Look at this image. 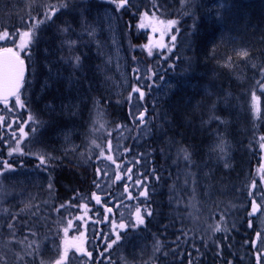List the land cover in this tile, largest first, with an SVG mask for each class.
<instances>
[{"label": "trees", "instance_id": "trees-1", "mask_svg": "<svg viewBox=\"0 0 264 264\" xmlns=\"http://www.w3.org/2000/svg\"><path fill=\"white\" fill-rule=\"evenodd\" d=\"M226 1L229 10L219 17L208 12L207 0H128L123 8H118L117 3L110 0H22L17 13L0 11V50L11 48L24 61L27 71L19 96L39 80L38 54L42 57V52L48 50L62 51L68 59L87 54L82 69L71 71L70 68L69 71L82 75L89 82L90 88L81 93L83 97L88 96V108L82 114L85 120L82 133L90 141H93L90 138L93 131L98 136L96 143L88 149L84 165L68 161H58L53 165L54 202L67 209L66 220L56 212L55 228V220L50 213L42 218L40 208L32 201L30 208L26 209L29 212L27 217L24 214L15 216L19 226L27 219L26 223L32 230H43L46 235L57 234L55 242L58 243L62 238L66 241L78 236L83 238L85 228L81 225L85 226L89 221L88 237L94 242L97 229L94 226L104 222V219H99L102 215L97 217L92 210L93 193L107 198L113 190L109 188V183L116 182L109 181L106 193L97 194L101 187L96 185L104 186L107 178H112L104 168L106 162L96 163L103 152L106 157L112 156L120 170L112 174L118 175L119 180L124 182L121 187L124 201L119 205L123 206L124 212L127 211V217L130 216L127 222H112V228L113 225L119 228L122 224L125 228L137 226L139 209L144 219V231L149 235L147 240L152 245L149 264H264V227L260 225L264 221V147H261L264 144V139H261L264 137V108L259 111L254 102L258 100L260 84L264 80V0ZM158 3L162 6L163 15L156 8ZM95 10L103 13L109 10L114 19L108 24H100L99 17L93 16ZM46 15H50L51 19H46ZM171 21L175 23L171 24ZM82 25L99 28L98 33L108 31L109 37L118 36L126 68L125 90L117 94L114 90L105 89L102 96L101 90L97 89L100 84L94 89L97 82L93 69L97 65L92 57L89 60L91 54L82 49L66 51L65 41L75 38L69 34L62 35V29ZM25 32L29 35L25 36ZM172 36L176 37L175 41H172ZM110 68L105 65L107 78L111 76ZM167 79L195 86L191 90L178 91L160 103L153 101V93ZM136 87L145 93L142 100L138 99V93H132ZM136 100L146 111L147 120L143 125L132 117L131 106ZM233 101L238 103L241 112L227 108H217V111L232 120L231 138L236 141L243 135L250 142V149L244 156L242 172L231 181L235 182L232 186L234 192L226 188L228 194L210 202L211 215L221 229L215 232L210 242L194 232L189 236L186 229L179 228L177 221L170 223L168 199L174 197L172 178L174 171L178 170L176 156L179 150L193 148L202 154L210 139L211 128L206 129V124L212 116L213 107L231 106ZM261 101L264 103L263 99ZM22 110H16L14 116L8 118L23 127V133L16 130L13 143H8L4 130L0 129V180L4 176L2 172L10 164L26 163L30 169L37 165L38 159L34 154L38 150L30 149L28 142L24 147L21 144L24 135L34 137L39 129L37 121H34L36 114L29 121L22 117ZM94 118L100 131L94 130ZM18 149H23L22 157L17 156ZM97 169L101 170L99 177ZM105 172L107 175H104ZM145 189L146 195H142ZM232 199L239 201L243 206L241 210L229 209ZM253 201L262 208L250 216ZM77 205L88 209L87 221L82 216L83 208L74 211ZM227 212L234 214L236 230H232L226 220ZM41 220L48 225L40 228L43 226ZM257 233L261 235L258 237ZM20 245L21 240L12 244L13 250L18 251ZM13 250L7 249L5 254L0 255V264H20L15 261L17 256ZM101 251L102 248L94 250L95 260L99 258L98 253L101 258ZM257 255H260L259 262ZM68 260L64 264H69ZM107 263L105 258L99 264Z\"/></svg>", "mask_w": 264, "mask_h": 264}, {"label": "rangeland", "instance_id": "rangeland-1", "mask_svg": "<svg viewBox=\"0 0 264 264\" xmlns=\"http://www.w3.org/2000/svg\"><path fill=\"white\" fill-rule=\"evenodd\" d=\"M21 1L0 0V11L9 14L17 13L20 11ZM207 1L206 7L211 16L219 17L229 10L226 0ZM76 2L78 3V1ZM156 8L161 15L164 14L160 3L157 4ZM93 16L95 18L99 17L98 23L100 24H108L114 19L109 10L106 13L95 10ZM98 29L82 25L77 28L74 27L68 32L62 31V35L69 34L75 38L71 40L75 42L71 48L68 46V42L65 41V49L67 52L72 48L74 50L82 49L90 53L89 60L92 57L95 65H97L93 69L96 73L97 82L94 89L96 90L97 85L100 84L97 89L101 90L100 94L102 96L105 95V89L114 90L118 94L120 91L125 90L126 86V68L120 47L121 42L118 41L119 39L117 40V35L109 37L108 31L102 30L98 33ZM89 30L93 31L92 36L88 35ZM86 56L87 54L84 57L80 56L79 69L84 67ZM72 60V58H66L62 51L59 53L55 50H48L42 52V57L38 54L36 63L40 65V75L36 85L29 87L25 93L19 96L20 104L16 102L14 104H0V129L4 130L9 144L15 141L16 130L23 128L21 124L16 125L18 122H15V120L8 119L14 116L16 110L23 109L22 113L26 115L23 114L22 117L25 116L29 121L36 117L34 121H37L39 126L36 135H34L35 138L31 135H24L21 141L23 147L28 142L27 145L30 146V149L33 148V151L38 150L34 154L38 159L36 167L27 168L26 163H17L15 166L10 164V167H6L2 172L4 176L0 180V255L5 254L7 249L13 250L12 244H17L21 240L20 249L16 252L13 250L17 256L15 261H19L20 264H37L35 261H40L39 264H58V261L60 264H64L68 260L67 255L70 252H73L74 255L69 258V264L85 263L81 259L84 254L82 247L85 243L82 237L78 236L74 240H67L68 242L66 238H62L56 243L57 234L48 233L46 235L43 230L41 232L32 230L30 224L26 223L27 219L24 220L25 224L21 222L19 226V220L15 217H20L21 214L27 217L29 212L26 209L32 204V201L38 209L40 208L42 218L49 210L52 209L51 212H54L56 189L52 187L51 183L55 173V171L52 172L53 165L58 161L84 165L87 161L88 149L98 139L95 131H93V135L90 133V138L93 141L87 139L86 134L82 133L85 126L82 114L87 111L88 96L86 94L83 97L81 93L83 90L90 88V85L87 79L84 80L81 77L82 75H75L69 71L70 68L71 71L74 70ZM105 65L111 67L109 69L111 76L108 78L104 74ZM261 84H264V80ZM194 86L193 83H175L167 79L153 93V101L160 103L169 99L174 93L181 90H191ZM47 90H49V93H47ZM257 99L254 102L260 111L264 108V103L261 101L263 99L264 102V90L261 87ZM218 100L220 102V99ZM21 104L23 107H21ZM217 108L220 110L227 108L241 112L238 109L240 106L234 101L231 102V106L227 104L213 107L212 116L206 124V129L211 128V133L208 134V136L210 135L208 144L202 154L196 152L193 148H185L190 154V163L183 159V153L179 150V154L176 156L179 166L177 167L178 170L174 171V177L172 178L174 197L172 200L168 199L170 202V223L177 221L179 228L186 229L189 236L194 232L204 236L210 242L214 239L215 229L217 228V223L211 215L212 205L210 202L225 193L228 194L226 188H229L231 193L234 192L232 186L235 185V182L231 181L242 172L244 156L250 149V142L243 135H240L242 137L236 141L231 138L232 120L226 118V115L220 114ZM131 111L132 117H138L140 112H144L143 105L138 103L137 100L133 101ZM33 114H36L35 117H33ZM146 117L145 115V120H147ZM92 121L94 130L100 131L101 128L100 126L98 128L96 118ZM239 133H242V131ZM16 153L20 157H22V154L24 155L23 149H18ZM101 153L96 159V163L106 162L104 168H107L112 178L108 177L104 186L99 185L101 188L97 190L99 192L97 194L102 193L104 195L106 187H108L106 183L111 180L116 181L115 184L109 183V188L113 190L108 193L109 197L105 199L106 204L110 201L114 205L122 204L124 201L122 195L124 194L121 192V187L124 182L116 179L118 175L112 174L114 171L119 170L116 167L117 163L113 162V159H106L105 153L103 155ZM41 157L45 158L44 164L40 162ZM118 181H120V184L117 183ZM31 198L34 200H31ZM232 202L233 204L229 208L231 211H238L243 207L236 199H232ZM61 206H58L56 202V212L61 216V219L66 220L64 215L67 209ZM84 207L77 205L74 207V211L78 212L83 208L82 216L87 221L89 219L87 217L88 209ZM107 208L100 210L102 217L99 219L107 218L109 214L107 210H113L111 207ZM114 214L119 216H116L115 220H111L110 223L116 221L119 224L125 220V222L130 220V216L127 217V211L124 212L122 208L115 210ZM225 216L231 229L236 230L237 221L234 214L227 212ZM74 218L76 217L74 216ZM56 219L53 220L55 228ZM42 223L43 226L40 228L48 225L41 220L40 224ZM260 225L264 227V221ZM57 227L61 226L57 225ZM83 227L82 224L81 228ZM144 229L143 224H138L137 226L130 225L122 229L109 228L103 231L102 239L98 242L102 248L101 260L106 258V263L112 260L119 264L120 261L121 264H149L152 245L147 240L149 235ZM42 234L46 236L44 237ZM117 235L120 237L119 240L116 239ZM107 237L111 239L109 238V240ZM113 240L116 242L112 243ZM109 244H111V247H108ZM109 264L113 263L110 262Z\"/></svg>", "mask_w": 264, "mask_h": 264}, {"label": "snow or ice", "instance_id": "snow-or-ice-1", "mask_svg": "<svg viewBox=\"0 0 264 264\" xmlns=\"http://www.w3.org/2000/svg\"><path fill=\"white\" fill-rule=\"evenodd\" d=\"M110 2L112 3H117L118 8H123L128 4V0H110ZM46 19H51L50 15H46ZM171 24H174L175 21H171ZM62 31L64 32H68L70 31V29L65 28ZM94 33L92 30H89L88 35L92 36ZM25 36H28L29 33L25 32L24 33ZM172 41H175L176 37L172 36L171 37ZM75 44L74 41L69 40L68 41V46L71 48L73 47ZM5 52L10 53V55L3 61L2 64H0V81L3 82L4 86H5V90L8 96H16V103L20 104V98L18 92L22 86V83L24 82V61L19 57V55L16 52H13V50L11 48H6L4 49ZM245 55H247V53H245ZM72 67L73 69H78L80 67V57L79 56H75L73 57L72 60ZM260 83V82H258ZM151 87V86H149ZM260 87L262 90H264V84H260ZM132 93H138V99L142 100L145 93L143 91H141L140 88L136 87L132 89ZM132 93H130V99H131V95ZM6 98V97H5ZM253 99L255 100V94H253ZM21 107H23V105L21 104ZM146 115V111L144 112H140L138 117H136V119L139 120L140 125L145 124V117ZM21 133H23V128L20 129ZM261 139H264V137H262ZM109 151L111 150V142H109ZM261 147H264V144L261 145ZM183 153V159L187 162H191V157L190 154L187 152L186 149H181L180 150ZM101 155H103V152L101 153ZM108 160H112V156H108L107 157ZM40 162L41 164L45 163V158L41 157L40 158ZM115 162V161H113ZM10 167V165H8ZM100 169H97V176L99 177V173H100ZM130 171V170H129ZM104 175H107V173L105 172ZM117 180L120 179L119 176L116 177ZM157 179H159V177H157ZM95 183V181H94ZM97 187H99V185H96ZM147 190L145 189V192L141 193L142 195H146ZM93 196L96 199L97 203H100V198L98 196H95V193H93ZM63 207V205L61 206ZM262 206L258 205L255 203V201L252 202V209L251 212L249 213V215H255L257 212L261 211ZM109 211H111L109 209ZM148 215H151V212L147 213ZM137 221L139 224H143L144 223V219L140 214L139 209L137 210ZM249 226L251 227V221H249ZM121 227H124V225L122 224ZM215 231H221V229L219 227H217L215 229ZM261 235V233H257V236L259 237ZM119 235H117L116 239L119 240ZM116 241L113 240L112 243H115ZM108 247H111V244L108 245ZM260 260V255H257V262H259ZM58 264H60V262L58 261Z\"/></svg>", "mask_w": 264, "mask_h": 264}, {"label": "flooded vegetation", "instance_id": "flooded-vegetation-1", "mask_svg": "<svg viewBox=\"0 0 264 264\" xmlns=\"http://www.w3.org/2000/svg\"><path fill=\"white\" fill-rule=\"evenodd\" d=\"M51 183H52V187L55 188L54 182L52 181ZM99 198H100V203H97L96 199L93 198V204H92L93 208H92V210L94 211L95 216L98 217L99 215H101L102 212H100V210L102 211V208L106 209L108 207L107 209H109V207H111L113 210H111V211L107 210V211H109V214L107 215V218H105L106 219L105 222H102V223L97 224V225L94 226V227L97 228L96 232H95L96 239H95L94 242L92 240H90L89 237H88V231H89L88 224H89V221L84 226L85 234L83 236V239H84L85 243L83 244V247H82L83 248V253H84L82 255V258H83L84 262H86V264H92V263L93 264H99L100 263V261H101L100 253H98L99 258H97V260H95L94 259L95 258V254H93V252H94V250H97V251L101 250V245H99L98 242L102 239V234L104 233L103 231H105L109 226H111V228H112V225H111L110 221L111 220H115L116 216H118V214L115 215L114 212H115V210L117 211L119 208H122V207H120V205H118V207L116 206V204L114 205L112 203V201H110V202H108L106 204V200H105L106 198H103V197H99ZM55 199H56V195L54 197V201H55ZM53 208H54L55 211L51 212V210H52L51 209L49 211V213H50L51 217L56 219V207H55V205H54ZM22 220H24V219H22ZM114 222L117 223L116 221H114ZM115 226L116 225H113L114 228H117ZM87 229H88V231H87ZM72 255H74L73 252L68 253L67 258H70Z\"/></svg>", "mask_w": 264, "mask_h": 264}, {"label": "water", "instance_id": "water-1", "mask_svg": "<svg viewBox=\"0 0 264 264\" xmlns=\"http://www.w3.org/2000/svg\"><path fill=\"white\" fill-rule=\"evenodd\" d=\"M10 55V53L8 52H5V51H0V64L3 63V61ZM24 67V80L26 78V68L25 66ZM23 84V83H22ZM22 90V86L18 92V94L21 92ZM17 94V95H18ZM6 97V98H5ZM16 96H8L7 93H6V90H5V86L3 84L2 81H0V102H8V101H11L13 99H15Z\"/></svg>", "mask_w": 264, "mask_h": 264}]
</instances>
